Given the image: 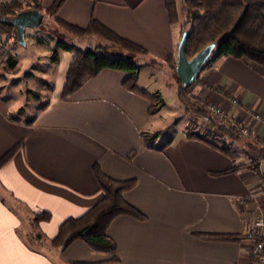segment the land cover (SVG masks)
Masks as SVG:
<instances>
[{"label":"crops","instance_id":"obj_1","mask_svg":"<svg viewBox=\"0 0 264 264\" xmlns=\"http://www.w3.org/2000/svg\"><path fill=\"white\" fill-rule=\"evenodd\" d=\"M51 1L39 0L41 6ZM56 15L77 25L94 17L147 52L164 61L172 54L175 61L181 29L169 22L163 0H63ZM70 56L71 51L57 49L52 88L30 122L15 118V108L0 96V156L20 142L0 165V264H67L113 255L119 259L101 264H247L242 240H207L192 232L244 233L249 219L264 213L258 173L243 167L214 174L233 161L186 132H208L235 144L236 162L256 156L254 136L216 131L189 101L212 98L209 87H221L264 111V67L242 57L220 56L185 87L179 82L177 89L190 110L189 126L161 148L155 147V138L151 148L143 144L142 133L159 129L151 122L148 100L122 85L124 71L102 68L60 97ZM255 129L264 133L262 126ZM93 164L110 178L134 180L122 195L143 219L115 216L106 227L114 242L111 251H95L79 239L61 250L52 247L47 238L58 224L102 195ZM39 211H47L49 218L33 226L32 213ZM34 232L41 237L34 239Z\"/></svg>","mask_w":264,"mask_h":264},{"label":"trees","instance_id":"obj_2","mask_svg":"<svg viewBox=\"0 0 264 264\" xmlns=\"http://www.w3.org/2000/svg\"><path fill=\"white\" fill-rule=\"evenodd\" d=\"M63 0H52L48 5L41 6L39 0H0V16L13 15L24 8H36L44 15L52 17L53 21L69 36L97 35L107 40L111 45L125 50L130 54L146 53L147 50L140 44L119 35L106 25L99 22L94 17H90L85 25H77L66 21L56 15V11ZM183 17L179 16L177 0H163V5L170 23H179L180 34L183 30H189V35L185 43V55L191 57L205 45L214 43L209 55L204 60L198 73L204 66L220 56H233L248 59L264 67V0H182ZM41 20V23H42ZM0 28L5 29L4 38H8L12 43H18L15 36V28L12 25L0 23ZM2 35V34H0ZM3 36V35H2ZM51 48V47H50ZM62 48L71 51L70 60L64 74L60 97L65 98L71 92L76 90L87 78L95 75L102 68H113L126 73L122 80V85L144 96L148 102L147 111L149 114L155 113L162 99L157 91H148L137 84V75L140 63L135 58H127L121 55L109 54L107 45H94L81 49L65 38L57 37L55 46L51 48L50 58L55 63L57 61V49ZM48 49V48H47ZM0 59L7 68H14L17 59L9 51L5 52ZM165 62L169 68L174 71V56L166 54ZM30 73V72H29ZM41 84L48 85L42 80ZM52 84H49L50 88ZM179 88H183L182 86ZM34 97L37 93L34 90L27 89ZM187 101V99H185ZM190 104L195 105L198 111H203L193 101ZM46 100L39 106L43 107ZM18 110H21L19 108ZM34 115L21 118L24 122H30ZM17 118L18 116H15ZM208 118V117H207ZM222 133L229 132L242 135L238 130L230 126L211 121ZM162 132L156 130L153 132L142 133L143 144L152 148V141L159 137ZM187 137L199 139L211 147L226 154L232 161V165L213 172L218 175L235 171L247 167L258 170V148L257 155L251 156L245 162L234 161L237 152L231 149L228 143L220 136H211L208 132H198L190 130L186 132ZM171 138L160 142L156 148H161L169 143ZM20 142L13 144L0 156V165L5 162ZM133 151H129L125 158L131 159ZM264 166V155H262ZM93 174L97 183V188L101 191V197L81 214L77 216H68L64 218L57 226L56 233L47 238L48 244L59 250L64 249L72 240L79 239L88 247L95 251H111L114 248V242L106 234V227L109 222L119 214H127L134 218L143 219V215L124 198L122 193L130 189L133 179L117 180L105 175L96 164L92 166ZM49 213L47 211L33 212L31 223L33 226L39 220H47ZM193 235L207 240L220 241H240L245 237L244 233L232 232H192ZM41 234L34 232L33 238H39ZM117 255L111 256L106 260L84 261L70 260L67 264H101L109 261H117ZM236 264V263H234Z\"/></svg>","mask_w":264,"mask_h":264},{"label":"rangeland","instance_id":"obj_3","mask_svg":"<svg viewBox=\"0 0 264 264\" xmlns=\"http://www.w3.org/2000/svg\"><path fill=\"white\" fill-rule=\"evenodd\" d=\"M177 2L179 16L182 19L183 3L182 0ZM5 29L0 28V34L3 35L0 36L8 51L17 59V63L10 69L0 59V96L10 103V108H15L13 111L15 116L21 118L32 116L46 100L52 88V85L50 88L48 85L52 84V70L55 68V63L50 58L51 48L55 46L56 38L61 37L81 49L97 44L107 45L109 54L135 58L140 63L137 84L148 91H157L162 99L159 109L151 116V122L162 132L160 139L156 140L157 143L176 137L174 135L189 126L190 110L187 108L183 94L177 89L179 81L167 63L154 53L130 54L97 35H71L68 38V33L61 29L49 15H44L42 23L36 27H24V44L12 43L10 39L4 38ZM42 80L48 85L41 84ZM27 89L34 90L37 96L34 97L26 91ZM19 108L21 110H18ZM228 145L231 149L236 147L232 143Z\"/></svg>","mask_w":264,"mask_h":264},{"label":"built area","instance_id":"obj_4","mask_svg":"<svg viewBox=\"0 0 264 264\" xmlns=\"http://www.w3.org/2000/svg\"><path fill=\"white\" fill-rule=\"evenodd\" d=\"M5 52L6 45L0 36V56H3ZM185 86L183 85V87ZM209 89L214 92V97H193V102L211 121L233 127L242 135L254 136L260 149L257 161L258 182L264 191L262 159V155H264V133L255 129L256 125L264 127V111L254 108L249 102L242 101L238 97L224 92L221 87L211 86ZM216 131H220V129L217 128ZM244 234L242 244L247 253V264H264V213L262 211L257 212L249 219Z\"/></svg>","mask_w":264,"mask_h":264},{"label":"water","instance_id":"obj_5","mask_svg":"<svg viewBox=\"0 0 264 264\" xmlns=\"http://www.w3.org/2000/svg\"><path fill=\"white\" fill-rule=\"evenodd\" d=\"M42 13L36 8H24L13 15L0 16V23L9 24L15 28L16 40L24 44L23 32L25 26L36 27L41 23ZM189 35V30H183L176 47V58L174 61V71L177 79L182 85H188L204 60L209 55L214 43L205 45L191 57L185 55V43Z\"/></svg>","mask_w":264,"mask_h":264}]
</instances>
